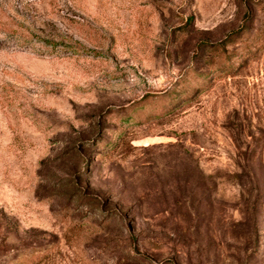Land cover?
<instances>
[{
  "label": "rangeland",
  "instance_id": "rangeland-1",
  "mask_svg": "<svg viewBox=\"0 0 264 264\" xmlns=\"http://www.w3.org/2000/svg\"><path fill=\"white\" fill-rule=\"evenodd\" d=\"M0 264H264V0H0Z\"/></svg>",
  "mask_w": 264,
  "mask_h": 264
},
{
  "label": "trees",
  "instance_id": "trees-1",
  "mask_svg": "<svg viewBox=\"0 0 264 264\" xmlns=\"http://www.w3.org/2000/svg\"><path fill=\"white\" fill-rule=\"evenodd\" d=\"M187 24H184V26H186ZM141 107V106H140ZM155 116H158V115H155ZM157 118V117H156ZM131 118H125V122L127 123L128 121H130ZM132 120V119H131ZM115 134L117 133V131L114 132Z\"/></svg>",
  "mask_w": 264,
  "mask_h": 264
}]
</instances>
